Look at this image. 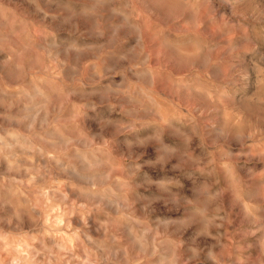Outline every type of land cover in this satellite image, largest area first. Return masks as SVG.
Here are the masks:
<instances>
[{"label": "clouds", "instance_id": "1", "mask_svg": "<svg viewBox=\"0 0 264 264\" xmlns=\"http://www.w3.org/2000/svg\"><path fill=\"white\" fill-rule=\"evenodd\" d=\"M0 264H264V0H0Z\"/></svg>", "mask_w": 264, "mask_h": 264}]
</instances>
